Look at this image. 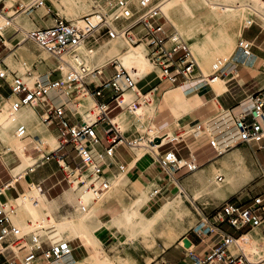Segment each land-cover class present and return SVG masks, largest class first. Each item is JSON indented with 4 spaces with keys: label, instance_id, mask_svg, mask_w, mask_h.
<instances>
[{
    "label": "built area",
    "instance_id": "obj_1",
    "mask_svg": "<svg viewBox=\"0 0 264 264\" xmlns=\"http://www.w3.org/2000/svg\"><path fill=\"white\" fill-rule=\"evenodd\" d=\"M45 4L46 0H28L26 3L18 0H0V39H4L5 31L14 24L17 15L29 14ZM111 14L110 19L108 13L101 10L84 15L82 29L73 21L57 15L51 25L25 32L24 40L32 41L54 59L53 71L59 72L58 78L52 79L50 72L46 80L30 83L25 79L32 75L29 68L21 75L10 71L4 57L0 55V80L7 84L10 90L9 102L12 108L17 110L21 106L29 105L33 110H37L41 123L55 131L57 149L44 153L37 165L54 160L70 187L73 186V180H80L81 186L91 192L93 200H98L110 188L109 177L113 174L112 170L122 171L126 167L113 161L116 147L124 145L132 148L142 137L124 139L123 129L113 121L114 116H110L114 108L123 110V94L126 91L135 89L136 93L139 92L136 83L140 77L125 69L117 59L103 67L90 69L77 49L85 44L88 52L92 51L94 45L88 42L91 33L96 30L104 31L108 39L121 38L129 46L144 44L152 71L165 87L186 84L189 85L190 92L196 91L219 78L228 64L226 58H216L209 69L203 72L187 42L174 28L167 26V17L163 14L159 1L137 0L135 3L134 0H115ZM236 46L242 57L253 55L252 41L241 37ZM105 67L112 69L111 74L106 77ZM53 91H61L65 96L108 95L114 105L95 102L94 108L90 110L93 121L88 124L83 122L76 109L68 113L65 103L57 104L55 97L51 95ZM152 95L153 93L148 91L139 93L137 97L141 104L149 105ZM249 98L245 108L232 117L233 126L240 142L255 144L258 149L264 150V92L258 90ZM132 106L133 108H129L131 111L138 108L135 104ZM75 115H79L81 119L71 121L70 117ZM99 122L106 125L103 129V139L98 136L95 128ZM16 135L21 141L30 140L31 137L23 124L18 125ZM163 137L155 135L149 139L146 135L145 138L150 144L160 148L163 145ZM167 142L172 146L178 143L175 139ZM208 143L218 155L214 140L209 138ZM67 145L71 148L67 149ZM30 150L36 153L35 156L42 152L38 147ZM67 159H70L72 164H69ZM157 163L161 172L174 182V175L178 170L185 168L190 172L199 167L198 160L192 154L187 158L180 157L174 147L165 150ZM36 185L40 192H45L40 183ZM8 186L3 185L0 193ZM30 189L31 184L28 185L27 191ZM159 189H154L153 197ZM27 191L18 194L15 199L25 196ZM8 201L0 202V264H55L72 254L70 242L65 239L50 238L46 234L32 232L18 235V228L12 220L16 207L8 204ZM211 212L210 217H215L219 223H226L237 231L238 235L222 232L218 225L209 222V216L204 215L191 231L198 236L219 233L220 239L204 257H198L191 250H187L189 264H264V256L257 258L245 250L248 245L247 235L257 231L256 229L264 230V194L252 196L245 202L225 200ZM245 228L248 229L243 232ZM53 229L54 226H51L47 231L51 233ZM257 237L264 248V233H258Z\"/></svg>",
    "mask_w": 264,
    "mask_h": 264
},
{
    "label": "crops",
    "instance_id": "obj_2",
    "mask_svg": "<svg viewBox=\"0 0 264 264\" xmlns=\"http://www.w3.org/2000/svg\"><path fill=\"white\" fill-rule=\"evenodd\" d=\"M58 1L59 0H53L54 3H58ZM20 17H16L14 20L15 25H13V27L15 28V32L11 33L9 32V30H7L9 34L4 35L3 40L0 39V45H1L0 55L4 57V61L6 65L8 66L9 70L14 71L16 73L18 71V66H19L18 52H23L24 53L23 57H25L27 60L33 61L34 57H36L35 51L37 49L35 46L36 44H34L30 40H24V36L20 38V40L18 41L16 40L14 44H11L10 41L13 39L12 35L18 34L22 36L24 30H27L26 26L34 27V28L48 26V25H45L44 22L38 21V20H36V23H35L34 20L31 19L29 16L27 19L30 22H28L25 18H20ZM204 23H206L205 24L206 27L211 26V30H210L211 39L208 41V44H209L208 48L212 45L213 46L218 45L220 39L222 38V36L220 37L215 36L212 33V30H215L216 34H218L220 32L219 30H222V29L227 30V32L228 30L229 31L232 30L234 31L235 37L241 35V28L237 32L236 30L237 28H235V24L232 23V25H230V22H228L225 18H222L220 19V21H217L216 17H213L211 18V21H206ZM218 23L223 25V27L216 26V27H213L212 29V24H218ZM19 28L21 29V32ZM197 29L198 28H196L195 30ZM261 32L262 31L258 32V35L256 36V38L261 34ZM189 33L190 32H188V34ZM98 36L99 38L97 40L88 39V42L94 45V48L92 49V51L96 50L98 47L110 41L108 40L104 31H99ZM262 40L264 43V37L262 38ZM21 47L22 48L24 47V48L22 49ZM233 56H234V51L230 56V60H232ZM49 59L54 62V66H55L54 59L52 57ZM250 60L252 61V64H238V65L243 66L245 68L253 69L254 71H257V72L264 71L262 67L253 64V62H256L258 65H262L264 64V60L260 61L254 54L252 55ZM34 63L35 61L33 62V64ZM24 65L25 63L22 64V66ZM235 65L237 64L230 62V64L228 65V68L231 69ZM39 66H40L39 64H38V67L36 65V68L34 67L35 68L34 71L38 70ZM54 66L50 67L46 65V70L43 71V73L39 75V77H44L48 73L52 72L50 77L52 79H55L56 77L53 75V72H55L53 71ZM100 67H103V66H100ZM108 68H111V67H105L104 69L105 77L110 75L112 72V69H111V72H109L107 70ZM95 80L97 81V79ZM0 83H1L0 102L2 100L9 101L10 100V90L7 84H5L3 81L0 80ZM226 83L228 82L227 81L225 82L223 80V83L219 86L218 92L214 90L212 85L205 86L203 88H200L192 92L189 91L190 89L188 88L189 85H183L180 88H177V87H167L166 88L162 83L159 82L154 72L152 70L149 71V66H147L145 69V73L142 76H140V78L138 79L136 83V88L138 89L139 92L136 93L135 89L126 91L123 95V102H122L123 110H120L119 108H114L111 111L110 116H114L113 121L117 122L119 126L123 129L124 139L131 140L134 138H138L140 136L142 137L140 140H137L135 142L136 146H132V148H129L124 145H118L116 147V151L113 157V161L115 163L124 164L126 166L124 170L129 165L134 163L127 170V175L130 178L133 186L134 185L135 186L148 185L149 188L153 186L155 189L157 185L156 184L157 181L155 180L156 178H158L157 172L155 169L157 160L160 157L161 152L171 147H174L176 153L180 157L187 158L189 154H192L198 160L199 167L196 170L189 172L187 171V169L182 168L175 173L174 178H175L176 186L174 187L177 188V190L170 192V194H168L169 196L165 197V199H167L166 201L164 199L161 202V204L159 205L154 204L155 210L159 208L160 206L164 205L170 198L171 200H174V199H177L178 196L180 197L181 202H183V197H185L186 199L188 198L191 201V203H193L194 205L197 199L205 198L208 200L207 202L201 203L198 201L200 205L198 204L195 205L196 210L198 211V208H199L201 213L204 215L205 209L210 208L212 210L218 207L225 200H228V199L233 200L232 198H230V196L238 192V191L235 193L227 192L226 195L221 196L213 190L202 191L204 190L203 189L204 182L206 180L205 176L207 175L210 176L212 173H214L215 169L222 165V162H227L229 165H231L230 163L231 158L236 157V156H241L245 164L250 169L252 168L251 166L248 165L249 158L252 159L253 156L255 157V160L257 161V163L260 166H262L259 159H257L256 150H254L253 145L240 142L239 140H237L236 142V147L229 149L228 151L225 152L226 155L225 153H223L222 155H220L219 158H217L218 155L216 154L210 155L209 152L202 153L198 158L195 156L196 153H199L201 150H203L204 148L210 145L208 143V140H209L208 136L203 135L201 138H197V135L195 133H194L195 136L193 135L192 130H194L198 125L202 123H207L209 125L212 121H214L217 118L223 119L221 123L222 125L224 126L229 125V127H232L231 126L233 125L232 117L240 113L250 101L249 94L239 95V96L232 94L233 89L230 88L229 86H226L225 85ZM262 88H264V80H262V84L258 86V89H262ZM148 91L149 92L151 91L153 93V95L151 96L152 97L151 103L149 105L141 104V101L137 97V95H139V93L142 94ZM63 95L64 96L61 98V101L59 102V104L65 103L68 113L76 109V111L79 114H81L77 110V108H75V105L79 104L81 100L76 102L75 98L77 96H75V94H71L69 96H65V94ZM89 99L91 100V105H93V108H94L95 102H107L110 106L114 105V103L109 100L108 95H104L101 97L89 96ZM215 101H217L222 106L219 110H216L217 104ZM71 104H74L73 108L69 107ZM132 104H135L138 106V108L135 111H131V109H129V108H133ZM33 112H35V115L40 120L37 110H33ZM81 116H82V119L86 121L85 117L82 114ZM4 118L5 116L0 117V120H3ZM136 118H138V120ZM80 119L81 118L79 117V115L70 117L71 121H78ZM92 121L91 122L86 121V122L92 123ZM105 126L106 125L103 122H99L95 125L98 136L101 139H103V129L105 128ZM46 129L52 135L55 134V131L52 128L46 127ZM213 134L217 135L218 131L216 130L213 131ZM146 135L149 139H151L155 135L164 136L162 138L163 145L169 144V142L167 141L171 139L177 140L178 143L176 144V146H172L171 144L168 147H166L164 150H159V148H156L157 146L154 147V145L150 144L148 140H146L145 138ZM54 139H56V137ZM25 143L29 145L27 141ZM140 144H145L146 148L151 151H146L143 154L137 153L136 150L137 148H140ZM247 145L250 146V149L246 148ZM183 150H187V154L182 155L181 153ZM212 150L213 148L211 147V151ZM10 153H12V155L15 156L13 160L4 162L2 157L0 159V188H2L3 185H6V184L9 185L8 187H5L1 191L0 196L5 195V199L0 200V202H4L10 199H15L17 195L20 194L21 192L27 191L28 185L31 183H34L33 185L40 183L42 188L43 187L45 188L44 189L45 197L47 199L48 198L51 199V200L48 199L49 201L61 199V197L68 191V190L67 191L65 190L64 192L62 191L63 192L62 193L61 190H58V187L62 188L60 184L64 180V177L59 178L57 176L58 174L57 172L60 169L57 167V164L55 161H49L45 164L37 165L34 170L26 169L25 175L19 176L13 180V176L11 175L10 168L13 167L18 162V158L15 155L14 151ZM66 161L69 164H72L70 159H67ZM160 172L158 171V173ZM220 176H221L220 177L221 180H218V179L217 180L223 181L222 175ZM116 177L117 175L112 179L109 177L110 182L113 181ZM255 177L256 175L253 172V178L251 179V181L254 180ZM22 181H24V184H22V187L19 188L18 183H21ZM256 188H258V190H261V192L256 193L254 196L259 195V194H264V180L261 183H259ZM10 189H13L15 194L9 197L7 196L6 192ZM52 191H55V193L53 195H49V193ZM150 194H151V191H150ZM164 195H166V189L161 188V191L157 195V198L159 196L164 197ZM196 195L198 197L195 199L194 196ZM250 197L251 196H249V198ZM245 198H246L245 196H242L241 198L233 200V201L245 202L247 201V199ZM152 200H154V197L150 196L147 202V205L153 204ZM60 206H61V203L59 204L56 210H58ZM171 210L172 208L168 210L165 216H167L171 212ZM122 214L123 212L115 214L114 216H112L109 220L105 221L104 223H109L112 219L117 218L121 216ZM206 215L209 216L210 214H206ZM208 220L210 223H214L215 225H218V228L222 232L228 233L233 236L238 235L237 231L232 229L226 223H219L215 217L209 216ZM121 221L122 222L120 224V227H130L131 226L129 224V220H127L126 218ZM109 227L110 228H104L105 235L107 236V234L109 233L114 236V234L116 233V230L114 227H116V225L112 224ZM247 229L248 228H245L243 232L247 231ZM256 230L257 231L250 232L247 236L248 237L253 236L255 237L254 239L257 240L258 247L260 249L259 256H257L258 258V257H262L261 255L262 249H261L260 240H259V237H257V234L259 233L260 235L261 233H264V230L263 229H256ZM184 239L189 240L190 245L188 247L181 245V244L184 245L183 243ZM219 239H220L219 233H209L203 236H198L193 233L190 237L184 235L181 237V240H179L178 245H176L175 248L171 247L173 243L168 245L166 248H163L160 253L161 258H159L157 262L159 264H163V263L165 264H189L190 258L187 255V250H191L198 257H204L211 251L212 247L215 245V243ZM70 245L73 250H72L71 258L70 257H67V258L75 260V257H77V254H79V252L77 249H75L74 243L73 244L70 243ZM248 246L249 245H247L246 247V251L250 253ZM253 247L256 248L257 244H254ZM152 262H154V259H152L149 262V264H151ZM217 264H223V263H217Z\"/></svg>",
    "mask_w": 264,
    "mask_h": 264
},
{
    "label": "rangeland",
    "instance_id": "obj_3",
    "mask_svg": "<svg viewBox=\"0 0 264 264\" xmlns=\"http://www.w3.org/2000/svg\"><path fill=\"white\" fill-rule=\"evenodd\" d=\"M21 3H26L28 0H18ZM87 6L86 12H80L78 14H75L71 10H69L66 5L63 3V1L59 0L58 3H54L53 0H46V4L42 8H36L32 10L29 13V17L34 20L36 23V20L44 22L45 25H51L53 23V19L59 15L62 17H65L69 20H74L79 17H81L84 14H87L90 12L91 6H92V0H83ZM159 1V0H156ZM214 0H177L176 2L170 3L168 6H166L165 13L168 15V18L170 19V22L172 26L167 21V26L171 29L174 28L178 29L182 32L185 36L189 37L190 39L193 38L195 35V29L198 28L200 35L198 36L199 39H202L204 34L206 33V29L209 28L211 30V26L206 27V21H211V18L215 17L214 9L212 8V5L210 2ZM230 5H233L234 2L240 1V0H225ZM264 1V0H263ZM10 2V1H9ZM8 3V5H10ZM136 3L137 0H134ZM36 11V12H35ZM89 11V12H88ZM245 17V16H244ZM20 18H25L28 22H30L27 18L28 15L21 16ZM243 18V17H242ZM241 18V19H242ZM246 24H250L249 26L243 25V22L239 23L236 21H227L230 22V25L235 24V28L238 30L241 28V35L236 36L234 35V31L232 30H219L220 32L218 34L215 33V30H212V33L217 37H226L228 40V43L222 47L215 45L210 46L208 49H205L203 53L197 52L191 45V49L193 51V56L195 57V60L200 67V69L203 72H206L209 69L210 64L214 61L216 58H226L228 60V64L225 66V70H223L221 76L219 78H216L215 82H213L211 85L213 86L214 90L218 92L219 86L223 83V80L228 83H226V86H229L233 89V93L235 95H245L261 90L264 92V88L258 89V86L262 84V80H264V71H254L250 68H245L240 65H235L233 68H228V65L230 64V56L233 53L234 49L237 47V41L239 38H245L253 43L252 47V54L256 55V57L262 61L264 60V43L262 38L264 37V28L261 25V21L258 20V18H252L246 15ZM243 21V20H242ZM223 27L221 24H212L213 27ZM27 30L33 29L34 27L26 26ZM9 32L14 33L15 28L12 26L9 29ZM7 31V30H6ZM4 33V35L9 34L8 32ZM262 31L261 34L256 38L258 35V32ZM188 32H190L188 34ZM205 32V33H204ZM24 35H12L13 39L10 41L11 44H14V42L17 40H20ZM15 39V40H14ZM36 46V45H35ZM1 49V45H0ZM36 57H34L33 61L27 60L25 57L19 56V66H18V74H23L25 70L28 68L30 69L32 76H39L43 73V71L46 70L47 66H54V62L51 61L49 58H51L46 52H44L42 49L36 46ZM146 50V49H145ZM237 50V48H236ZM145 59H146V51H145ZM35 63L33 64V62ZM121 64L124 66L123 62L120 60ZM25 63L24 66L22 64ZM38 64L40 65L38 70L34 71L36 68V65L38 67ZM88 64V62H87ZM89 65V64H88ZM147 60H146V66L147 67ZM35 67V68H34ZM146 69V68H145ZM109 72H111V68L107 69ZM152 70V66L149 64V71ZM145 73V71H144ZM53 75L57 78L60 76L58 71L53 72ZM223 80H222V79ZM229 84V85H228ZM167 88V87H166ZM164 88V89H166ZM163 89V90H164ZM225 95V94H224ZM84 97H88L89 95H79L75 98V101L78 102L79 100L82 101ZM217 104V109L219 110L222 106L215 101ZM91 109L93 108V105H90ZM95 106V104H94ZM29 107V106H27ZM37 122H39L42 127L45 130V133L51 137H56V135H52L46 127L41 123V121L37 118ZM31 135V134H30ZM42 137V136H41ZM42 139H45L42 138ZM56 140V139H55ZM19 139L16 137V131L12 133L9 137L8 136H2L0 134V150L2 152V159L4 162L11 161L15 158V156L10 153V150L15 149L16 145H18ZM29 143L27 145L25 142ZM23 142V141H22ZM15 144V145H14ZM25 148L29 147V153L32 157L36 155V153H33L30 149L33 147H38L44 152H49L52 150L49 144H42L41 142L34 140V136L31 135L30 140H25L23 143ZM171 145L165 144L159 148V150H164L166 147ZM49 147V148H48ZM56 147H57V141H56ZM71 146L67 145V149H70ZM246 148L250 149V146L247 145ZM254 150H256V156L257 159L261 162L262 166H260L257 161L255 160V157L253 156L252 159L249 158L248 165L251 166L252 169L249 170L250 172H254L256 177L254 180L248 182L244 187H242L237 193L230 196L233 200L239 199L242 196H245V199H248L249 196H254L256 193H260L261 190H258L257 185L261 183L264 180V150H259L257 146L253 145ZM51 149V150H50ZM142 152H141V151ZM140 153L143 154L146 152L144 149H140ZM151 151V150H148ZM164 152V151H163ZM161 152V154L163 153ZM209 152V154H216L213 150L211 151V147L207 146L203 150H201L199 153H196L195 156L198 158L202 153ZM214 152V153H213ZM15 153V152H14ZM73 154V151H71ZM182 155L187 154V150H183ZM16 155V154H15ZM226 155V153H225ZM17 156V155H16ZM220 157V156H219ZM217 157V158H219ZM18 158V157H17ZM54 161V160H52ZM19 162V159H18ZM17 162V163H18ZM16 163V164H17ZM15 164V165H16ZM57 164V163H56ZM15 165L13 167H15ZM133 165H129L123 172L117 171L116 169L112 170V176L111 179L114 178L116 175H118L113 181H111V187L108 191L105 192L103 196H101L98 200H90V208L96 209L94 211L95 216L105 222L109 220L112 216L115 214L123 212V214L120 216L121 220L127 219L129 220L130 227H127L128 231H134L135 230V243L137 244L134 250L132 247L128 246L127 237L125 236L127 232H123V235L120 233H115L114 236L112 234L105 235L104 229H102L100 232H98V236L100 237V240L104 246H102V252L105 254L110 260L115 261L116 264H119L116 261V258L121 256H126L129 258H132L136 261L138 264H149V262L154 259V262L151 264H159L157 261L159 258H161L160 253L163 248H166L168 245L172 244L171 247L175 248L176 245H178L179 240H181L182 236H188L190 237L193 232L191 231V228L197 224V222L204 217L206 214H211L212 210L210 208L205 209L204 215L201 213V211L198 208V211L196 210V204L200 205L199 202H207L208 200L205 198H199L196 200L195 205L191 203V201L185 197H183V202H179L177 205H175L171 212L162 218L159 223H156L155 225H152L145 231H140L138 227H140L146 220V218H149L151 214L153 213L154 206L161 204V202L165 199L166 196H169L170 192H173L177 190L175 188V182L170 180L166 175L162 174L160 172L158 163H156V172L158 178H156V187L155 188H163L166 189V195L164 197L159 196L157 198V195L154 196V200H152L153 204L145 205L142 208V211H140L136 207V202L139 198V196L143 193L150 194V191H153L154 187H148V185H139V186H133L131 183L130 178L127 175V170ZM11 167L10 170L13 168ZM58 167V166H57ZM252 170V171H251ZM28 171V170H27ZM117 171V172H116ZM158 171L160 173H158ZM115 172V173H114ZM252 172V173H253ZM35 173V172H34ZM32 173V174H34ZM57 176L59 178L64 177V173L62 170H58ZM12 175V174H11ZM253 178V177H252ZM251 178V179H252ZM177 183V182H176ZM22 184H24V181L21 183H18V187L21 188ZM62 188L58 187V190L67 191L75 187L76 184H73L72 187L67 183L66 179H64L61 184ZM36 186V185H35ZM38 189V187L36 186ZM256 188V189H255ZM45 188L43 187V190ZM168 189V190H167ZM39 190V189H38ZM205 191V190H202ZM62 192V193H63ZM7 196H12L15 194L13 189L8 190ZM55 191H52L49 193V195H53ZM249 193V194H248ZM248 194V195H247ZM48 195V196H49ZM63 195V194H62ZM61 195V196H62ZM60 196V197H61ZM195 199L198 197L197 195L194 196ZM5 195L0 196V200H4ZM49 199V198H48ZM112 199V200H111ZM51 200V199H49ZM110 200V201H109ZM167 199H165L166 201ZM171 200V198L169 199ZM109 201V202H107ZM155 201V202H154ZM164 201V202H165ZM244 201V200H243ZM107 202V203H105ZM134 202V203H133ZM133 205V210L130 213L129 206L131 204ZM155 204V205H154ZM13 205V204H12ZM46 207V204L43 205ZM16 207V213L14 216H12V220L15 223L16 226L19 228L21 227L22 232H34V233H40L43 234L45 232L40 231H33L30 229H27V223L29 222L30 217H32L30 214L26 213L22 207H19L18 205ZM153 209V210H152ZM23 210V211H22ZM75 208L74 205L72 206L69 203L62 202L61 206L58 210L45 213L44 211H39L37 213L39 220H44L45 218H49L51 222H60L63 216H69L71 213L74 214V216H77V213L74 212ZM143 212V213H142ZM136 213V214H135ZM52 214V215H51ZM121 220L117 221V227H120ZM135 222V223H134ZM112 225V222H109L106 224L107 228H110L109 226ZM116 230V229H115ZM114 230V232H115ZM107 233V232H106ZM236 234V232H235ZM118 235L119 243L117 242V239L115 236ZM255 237H249V241H253L251 245H249V251L251 253V248L254 244L258 243L257 240L254 239ZM177 239V240H176ZM176 240V241H175ZM175 241V242H174ZM261 255L264 256V248L261 246ZM246 250V248H245ZM260 250V249H259ZM79 254H77V257H75L74 264H84L82 261L85 257V251L78 249ZM248 252V251H247ZM163 255V253H162Z\"/></svg>",
    "mask_w": 264,
    "mask_h": 264
},
{
    "label": "bare ground",
    "instance_id": "obj_4",
    "mask_svg": "<svg viewBox=\"0 0 264 264\" xmlns=\"http://www.w3.org/2000/svg\"><path fill=\"white\" fill-rule=\"evenodd\" d=\"M61 1H63L66 7L75 14H78L80 12L83 13L86 12L87 6L83 0H61ZM176 1L177 0H159L161 10L163 11V14L167 17V21L171 26L172 24L167 14L165 13L166 10L165 8L170 3ZM114 4H115V0H92V6L90 12L88 11L89 13L84 15H88L93 13L94 11L101 10L103 12H107L110 19L112 17L111 11L114 8ZM210 4L214 9V13L217 21H220V19L225 18L228 21H236L238 23L239 21L240 23L243 22L244 25L246 23L245 17L246 15H248L249 17L252 18H258V20L261 21L260 23L262 27H264L263 0H240L234 2L233 5H230L225 0H214L210 2ZM24 14L25 16L26 15L29 16V14L27 13H21L16 17L23 16ZM84 15H82L77 19L71 20L80 29H82L83 26L82 17ZM13 25H15V22ZM174 29L181 36V38L187 42L189 47L191 45L197 52L203 53L205 49H208V45H209L208 41L211 39L209 28L206 29V33L204 32L205 34L204 36H202L203 37L202 39H199L198 37L201 33L199 32L198 29L195 31V35L191 39L185 36L184 34H182V32L179 31L178 29L176 28ZM19 30L21 32L20 28ZM26 31L27 30H24L23 35H25ZM98 32H99L98 30L92 32L89 39L97 40L99 38ZM108 40L110 41L106 42L104 45L98 47L96 50L91 51L90 53L88 52V49L86 48L85 44L78 47L77 51L80 54V56L83 58L86 65L90 69L99 68L100 66L106 65L108 62L112 61L113 59H117L118 61L121 60L124 66L122 64L121 65L125 69L133 73L135 76L137 77L142 76L146 68L145 66L147 60V57L145 59L146 47L144 46V44H139L137 46H129L121 38L108 39ZM227 43H228L227 38L222 37L218 43V46L222 47ZM190 50L192 51L191 47ZM23 54H24L23 52H18V55L21 56L20 58H22ZM251 57L252 55L248 57H242L241 54L235 48L234 56L232 57L231 62L234 64H252V61L250 60ZM87 62L89 65L87 64ZM147 63L149 66L150 63L148 62V60ZM253 64L262 67V69L264 70V64L258 65L256 62H253ZM46 77L47 75H45L44 77L31 76L25 79L31 83L35 80L44 81L46 80ZM215 80L213 82H215ZM213 82H211L210 85ZM183 85L186 84L176 85L173 87L180 88ZM188 88L190 87L188 86ZM63 94L64 93H61V91L51 92V95L55 97L56 103L58 104L61 101V98L64 96ZM81 95H88V94H81ZM90 105H91V100L88 97H84L79 104L75 105V108H77V110L85 117L87 122H91L93 120V116L90 113L91 110ZM27 106L29 105L21 106L17 110H14L9 101L2 100L0 102V117L5 116L3 120H0V134L2 136L9 137L12 133L16 131L19 124H23L26 127L27 132L34 136V140H37L44 145L46 143L50 145L52 150L50 149L51 151L49 152L56 150L58 147V140L56 139L57 141V147H56L55 139L45 133V130L42 127V125L39 122H37V116L35 115V112H33V109L30 106L29 107ZM69 107L73 108L74 104H71ZM86 121L83 119L84 123H87ZM222 121H223L222 118H217L214 121H212L209 125L207 123H202L198 125L194 130H192V132L197 135V138H201L203 135H206L214 140L216 149L218 151V157L223 153H225L226 151H228L229 149L236 147V142L238 140L237 131L234 128V126L233 125H231L232 127H229V125L224 126L221 124ZM201 126H203L204 128H201ZM215 130L218 131L217 135L213 134V131ZM44 137L45 139H42ZM17 139L19 138L17 137ZM19 140L20 141H18V145H16L14 149V152L19 159V162L15 165V167H13L10 170L13 176V180L19 176L25 175L26 169L34 170L37 166L38 161L42 158L43 154L49 153L41 150L42 152L38 156L32 157L29 153V147L25 148L23 145L24 141L22 142L21 139ZM135 144L133 145L136 146ZM140 149H144L148 151L145 144H140V148H137L136 152L140 153L141 151ZM1 157H2V152H1ZM230 163L231 165H229L227 162H222V165L216 168L214 173H212L210 176L208 175L205 176L206 180L204 182V188H203L205 191L213 190L219 195L224 196L226 195L227 192L235 193L239 191L249 181H251V178L253 177V173L250 172L248 166L245 164L241 156H236L231 158ZM123 171L124 170L120 172ZM220 175H222L223 181H218L221 180L217 178ZM73 184H76V186L79 187H75L68 190L59 200L49 201L45 197L44 192H40L36 188V186L31 183V189L27 191L25 196H21L17 199H10L8 201V204L11 205L13 204L14 206L18 205L19 207H22V209L26 213L32 216L28 218L29 222L27 223V227H26L27 229L33 231L37 230L40 232H45L43 234L48 235V237L50 238L55 237V239H65L69 241L71 244L74 243L75 249L77 250L80 249L85 251L86 252L85 257L82 260L84 264H116L115 261L110 260L102 252V246H104V244H102L100 237L98 236V232H100L104 228H107L106 227L107 223L102 222L95 216L94 211H96V209L90 208V200L93 199L91 192H89L85 186H81L80 180H73ZM110 187H111V183H110ZM153 191H151V194L149 195L143 193L139 196L136 202V207L140 211H142V208L145 205H147L150 196L153 197L154 195ZM160 191L161 188L159 189L157 195L160 193ZM180 201L181 200L179 196L177 199L168 200L164 205L157 208L149 218H146L145 222L140 227H138V229H140V231H145L152 225H155L165 216V214L168 212L169 209L173 208ZM62 202H67L70 203L71 205H74L75 208L74 212L77 213V216H74V214L71 213L69 216H63L60 222H51L49 218H45L44 220L38 219L37 213L39 211L42 210L45 213L55 211L58 208L59 204ZM133 203L128 207L130 213L133 210V205H134ZM44 204H46V207L43 206ZM120 219L121 218L119 216L117 218L112 219L110 222L116 225V227H114L116 229V233H120L123 235V232L124 233L127 232L125 236L127 237L128 246L132 247V249L134 250V248L137 245L134 242L135 230L131 232L128 231L127 227H117V221ZM51 226H54V229L50 233L47 231V228ZM17 228H18V233H17L18 235L31 233V232H22L20 230L21 228H19L18 226ZM115 238L117 239L116 243H119L118 235L115 236ZM247 239H248V245H251L253 241H249L248 236ZM250 248H251V253H250L251 255L259 256L260 251L257 247L254 248L252 246ZM68 257L71 258V255ZM70 258L67 257L63 258L58 262H56L55 264H74L75 262H77L76 260H72ZM116 261L119 264H137L134 259L121 255H119L116 258Z\"/></svg>",
    "mask_w": 264,
    "mask_h": 264
},
{
    "label": "water",
    "instance_id": "obj_5",
    "mask_svg": "<svg viewBox=\"0 0 264 264\" xmlns=\"http://www.w3.org/2000/svg\"><path fill=\"white\" fill-rule=\"evenodd\" d=\"M184 245L185 247H188L190 245V242L188 239H184Z\"/></svg>",
    "mask_w": 264,
    "mask_h": 264
}]
</instances>
